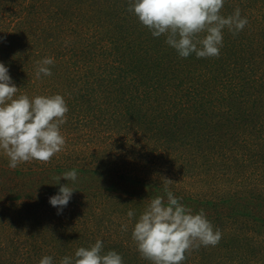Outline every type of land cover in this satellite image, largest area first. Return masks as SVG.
I'll return each instance as SVG.
<instances>
[{
  "label": "trees",
  "instance_id": "obj_1",
  "mask_svg": "<svg viewBox=\"0 0 264 264\" xmlns=\"http://www.w3.org/2000/svg\"><path fill=\"white\" fill-rule=\"evenodd\" d=\"M132 2L0 0V62L17 97L60 94L69 109L49 161L13 169L0 149V264H59L98 239L124 264H153L132 230L152 198L167 203L165 185L222 234L184 264H264V0H225L221 14L239 8L248 23L226 27L208 58L180 57ZM44 57L52 75L37 77ZM72 169L58 213L49 197Z\"/></svg>",
  "mask_w": 264,
  "mask_h": 264
},
{
  "label": "clouds",
  "instance_id": "obj_2",
  "mask_svg": "<svg viewBox=\"0 0 264 264\" xmlns=\"http://www.w3.org/2000/svg\"><path fill=\"white\" fill-rule=\"evenodd\" d=\"M224 4L225 0H133L129 11L154 37L166 34V43L180 57L195 54L197 58H208L220 55L226 27L235 34L248 23L239 8L231 15H222ZM53 64V57L39 61L37 77L51 76ZM18 91L9 68L0 62V149L8 156V166L13 169L33 159L47 162L62 151L65 138L61 125L66 122L69 110L60 94L30 98L17 97ZM62 177L69 183L49 197V203L58 213L72 198L74 189L69 184L77 181L78 172L76 169L64 172L57 183ZM164 191L167 203L163 196L152 198L136 221L132 238L141 255L153 264H184L193 249L216 246L222 234L218 228L214 229L203 209L194 213L167 185ZM127 215L131 219L136 213L129 209ZM39 264H54V258L45 255ZM59 264H124V260L115 250L105 253L104 242L98 239L90 247H79L74 257L64 256Z\"/></svg>",
  "mask_w": 264,
  "mask_h": 264
}]
</instances>
